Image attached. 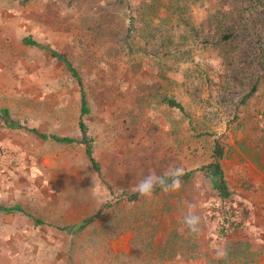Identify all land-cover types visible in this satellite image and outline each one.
<instances>
[{"label":"rangeland","instance_id":"rangeland-1","mask_svg":"<svg viewBox=\"0 0 264 264\" xmlns=\"http://www.w3.org/2000/svg\"><path fill=\"white\" fill-rule=\"evenodd\" d=\"M80 120L100 173L84 144L32 131L81 137ZM0 136V204L23 208L0 212V264H264V0H0ZM217 139L233 201L200 170ZM175 167L194 172L178 191L117 200Z\"/></svg>","mask_w":264,"mask_h":264},{"label":"trees","instance_id":"trees-1","mask_svg":"<svg viewBox=\"0 0 264 264\" xmlns=\"http://www.w3.org/2000/svg\"><path fill=\"white\" fill-rule=\"evenodd\" d=\"M24 43H34L36 44L37 42H32V40H29V38H24L23 39ZM51 54L54 57H57L58 60H60L62 63L65 64V66L72 72V74L79 80V84L82 86L81 89V112L82 115L89 114L91 112V108L88 103V96L87 92L84 88L83 81L80 78V75L77 71V69L73 66L71 60L63 56L61 53L56 52L54 50H50ZM164 103L168 104L171 107H175L180 109L181 111H184L185 108L183 104L178 101L176 98H171V97H165L164 98ZM4 116L6 117L8 115V110L4 109ZM80 129L81 132L83 133L81 137L77 136H70V135H57V134H48L44 132H40L37 129H32L33 132H35L37 135L42 137L43 139H53L61 143H82L86 147V154L94 167V169L100 173L101 172V167L100 164L95 156V151H94V139L92 137H89L86 134V129L87 126L84 123L83 120H80ZM214 160L207 163L206 165H203L200 170L204 173V175L209 179L210 185L212 189H214L217 192L218 197L223 200V201H233L234 196H235V191L231 187V185L228 183V180L226 178L225 170L222 165L223 159L226 157V149L225 145L219 141L218 139L215 141V147H214V154H213ZM193 171L191 172H185L184 175L181 177L183 180H188L191 177H193ZM161 191L159 187L155 188L154 192ZM141 196L136 192L132 193H123L120 195V198L117 197V200L125 199L128 201H136L140 198ZM15 211H23V208L20 205H3L0 204V212H5V213H13ZM101 212H98L95 215L89 216L85 220H83L79 224L75 225H67L60 227L61 230L68 232V233H74L76 231H80L84 229L87 225L91 224L99 215ZM234 209L232 207H226L224 210L221 211V215L224 217V224L228 225L233 217H234ZM33 219H35V222L37 225H43L46 222L42 220L41 218H35L33 216Z\"/></svg>","mask_w":264,"mask_h":264},{"label":"clouds","instance_id":"clouds-1","mask_svg":"<svg viewBox=\"0 0 264 264\" xmlns=\"http://www.w3.org/2000/svg\"><path fill=\"white\" fill-rule=\"evenodd\" d=\"M183 175L184 170L180 167L170 168L162 176H157L155 173H149L147 176L136 182L134 189L140 196L146 198L151 197L155 188L157 187H159L164 192L178 191L182 186L181 177ZM182 222L190 232H198L200 217L193 212L191 207L183 216ZM226 255V251L218 253V257L220 258H223Z\"/></svg>","mask_w":264,"mask_h":264},{"label":"crops","instance_id":"crops-1","mask_svg":"<svg viewBox=\"0 0 264 264\" xmlns=\"http://www.w3.org/2000/svg\"><path fill=\"white\" fill-rule=\"evenodd\" d=\"M0 138H2V137L0 136ZM224 159L222 161V165H223V168L225 170L226 178L228 180V183L231 185V187L233 188V190L236 193V190L238 189V187L240 185H238L237 187H235V182H233V183L231 182V180H230V178L228 177V174H227V171H228L227 162H225ZM255 167H256V165L253 163V161L249 160L248 163L240 164L238 166V168H237V171L240 174V176L242 175V176L250 177L252 180H254V182H257L258 179L256 178L255 174H256V171H258V168H255ZM240 187H239V189H240ZM241 189H243V188L241 187Z\"/></svg>","mask_w":264,"mask_h":264},{"label":"built area","instance_id":"built-area-1","mask_svg":"<svg viewBox=\"0 0 264 264\" xmlns=\"http://www.w3.org/2000/svg\"><path fill=\"white\" fill-rule=\"evenodd\" d=\"M14 152L11 148L0 143V160L13 156Z\"/></svg>","mask_w":264,"mask_h":264}]
</instances>
